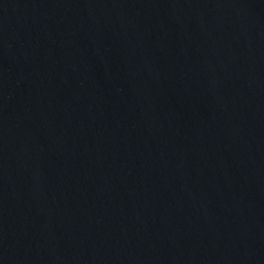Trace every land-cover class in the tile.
<instances>
[{
    "label": "water",
    "instance_id": "obj_1",
    "mask_svg": "<svg viewBox=\"0 0 264 264\" xmlns=\"http://www.w3.org/2000/svg\"><path fill=\"white\" fill-rule=\"evenodd\" d=\"M0 264H264V0H0Z\"/></svg>",
    "mask_w": 264,
    "mask_h": 264
}]
</instances>
